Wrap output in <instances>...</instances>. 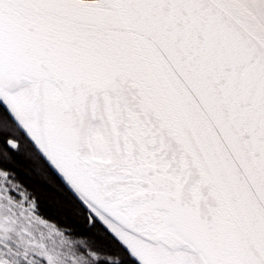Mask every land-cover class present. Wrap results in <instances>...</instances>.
<instances>
[{"label":"snow or ice","instance_id":"obj_1","mask_svg":"<svg viewBox=\"0 0 264 264\" xmlns=\"http://www.w3.org/2000/svg\"><path fill=\"white\" fill-rule=\"evenodd\" d=\"M0 264H264V0H0Z\"/></svg>","mask_w":264,"mask_h":264}]
</instances>
